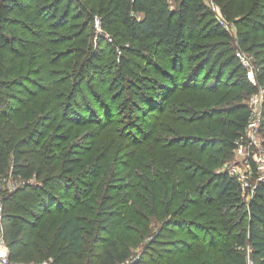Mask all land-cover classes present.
<instances>
[{
	"label": "trees",
	"instance_id": "16d2710c",
	"mask_svg": "<svg viewBox=\"0 0 264 264\" xmlns=\"http://www.w3.org/2000/svg\"><path fill=\"white\" fill-rule=\"evenodd\" d=\"M237 4L238 0H212V3L206 0H178L175 5H171L169 0H0V53L8 60L5 67L0 64V92L15 100L14 103L4 104L0 112V187L8 170L14 179L28 181L18 192L0 188L4 201L3 219L13 222L5 232L11 264H40L44 259H50L54 264H249L248 246L253 264H264V181L261 179L255 183L253 195L247 199L238 174L229 169L218 171L214 168L223 163L236 142L245 137L253 112L244 104L233 107L229 119L220 114L215 116L221 134L217 142L221 147L208 152L206 147L197 145L202 139L194 134H199L201 130L194 123L200 118L198 110L191 105L181 109L172 105L176 108L173 110L170 106H164L167 101H163L162 106L157 105L164 93L158 89L159 94L155 95L153 90L161 88L160 82L134 73L126 66L129 56L124 54L120 56L119 68L113 78L117 79L116 83L125 81L131 84L132 94L148 106L147 109L141 107L137 99L128 107L129 117L138 116L147 120L153 111L158 110L160 115L166 112L160 122L154 121L152 125L155 129L152 135L156 138V130L160 132L164 129L167 119L172 120L176 114L179 120L186 122L183 129L191 135L186 139L187 143L172 148L168 140L160 139L155 146L151 144L155 154L169 150L170 157L174 158L171 161L178 165L183 175L179 181L171 180L163 186L146 189V196L140 202L135 200L137 192L128 191L134 200L125 208L126 211L123 208L114 211L116 203H113V197L106 189V180L100 178L103 173L99 174V180L91 183V189L80 191L82 197L75 195L76 207L91 208L88 204L94 205L96 201L100 206L99 210L96 209V216L99 217L91 222L97 230L91 240L86 236L88 224L82 215L85 211L80 210L61 219L55 218L49 226L46 223L33 225L29 219L39 217V212L51 205L59 206L60 197L50 190L48 184L58 178H67L83 161L88 149H91L86 145L89 141L84 146L80 145V138L86 134L80 133L79 129L75 130L74 124H78V128L81 121L69 119V111L78 106V103L74 105L73 100L82 93L80 83L86 80L87 70L96 56L92 28L95 17L98 15L101 18L102 27L113 36L112 46L130 42L132 45L126 51H131L130 54L138 60L142 56L147 58L145 54L150 51L156 52L164 58L169 69H178L185 61L191 41L200 37L198 34H201V30L211 28V23L215 25L213 29L218 36H228L218 17L233 22L236 19ZM252 13L264 17L262 0L253 3ZM223 44H214L209 53L210 58ZM103 58L108 62L112 59ZM18 59L25 64L16 65ZM13 60L14 66L11 65ZM52 64H62L59 77L55 69H50ZM33 70L42 75V80L48 81V84H43L39 79L38 84L43 86L42 90L29 88L26 83L32 80L30 74ZM134 78L141 82L139 87L132 82ZM76 80L81 81L78 84ZM113 87V82L97 86L96 90L99 88L101 92L93 95V103H98L102 113L88 121L101 127L94 137L96 143L103 131L109 129L107 123L110 117L116 114L114 104L117 100L112 95ZM42 92L44 95H41ZM47 108L49 114L56 116L51 123L50 119L43 121L45 118L41 111ZM68 119L71 122L69 126L66 125ZM50 128H53L51 134ZM180 129L178 122L176 131ZM41 130H44L43 136L48 137L43 152L39 150L42 140L34 141L33 138ZM114 133L115 138L121 134L118 129ZM150 136L144 137L139 143H148ZM89 137L93 138L91 135ZM69 139L68 149L63 152L62 165L56 163V156H45L46 163L51 165L55 162L47 171L43 158L45 150L48 148L50 151L53 143L55 149L61 148L62 143ZM176 142L177 139L173 144ZM120 150L114 152L119 153ZM214 151H220L221 154L215 158ZM195 166L198 169L192 171ZM198 170L206 177L200 179ZM169 177L174 179L175 175ZM32 178L43 179L44 184L29 183ZM187 182L189 195L185 192L184 196L181 187ZM203 189L209 190L205 200L195 198L192 207L178 203L181 196L190 200L193 194H201ZM19 191L26 192L18 196ZM140 205L143 208H139ZM200 205H205L206 209L196 211ZM138 209L148 213L141 218ZM184 212L195 217L179 218ZM202 215L208 216L209 220L207 223L200 221L199 224L198 219ZM240 216H243L242 220L237 221ZM246 216L247 225H244ZM114 218L119 221L114 223ZM130 218L134 229H130V223L127 225L123 222ZM197 224L214 236L205 244L198 243L197 246L189 247L186 244L184 248L186 239L177 228L185 229ZM170 225L173 226L170 228ZM128 232L134 233L138 240L150 236V244L154 247L148 246L147 249L167 254L165 257L160 255V258L153 255L149 261L132 259L131 246L125 235ZM104 233L107 235L103 237ZM166 244L170 248L185 250L174 256L169 254L171 249L164 247Z\"/></svg>",
	"mask_w": 264,
	"mask_h": 264
},
{
	"label": "rangeland",
	"instance_id": "374dc122",
	"mask_svg": "<svg viewBox=\"0 0 264 264\" xmlns=\"http://www.w3.org/2000/svg\"><path fill=\"white\" fill-rule=\"evenodd\" d=\"M206 1L212 3V0ZM255 1L238 0L236 19L231 23L226 22L221 16L218 17L220 24L224 26L228 36H218L213 29L215 25L212 23L210 24L211 28L208 27V30L205 31L206 28L201 30V34H198L200 37L194 38L191 41L192 43L187 50L185 61L179 66V70L169 69L164 58L156 52L150 51L145 54L147 58L142 56L138 60L136 56L130 54L131 51L129 53L126 51L132 45L130 42L112 46L114 44L112 43L113 36L109 33L108 29L102 27L101 18L98 15L95 17L92 28L94 31L93 49L96 56L87 70L89 72L86 80L83 83H80L81 80H76V83H80L82 93L73 100L74 105L78 103V106L73 107L69 111V119L81 121L78 128V124H74L75 130L79 129L80 133L86 134V137L80 138V145L84 146L89 141L86 145H88L87 147H91V149H88V153L83 157V161L67 178H58L55 182L48 184L50 190L57 197H60L59 206L51 205L46 210H41L38 214L39 217L35 219L29 218L33 225L41 226L46 223L49 226L55 218L61 219L66 215L78 213L80 210L85 211L82 215L88 224L86 236L91 240L97 231L91 222L93 219L99 217V215L96 216V209L99 210L100 206H98V201H96L94 205L88 204V207L91 208L76 207L74 205L76 203L75 195L82 197L80 191L83 192L91 189V183L99 180V174L103 173V177L100 178H104V181L106 180V189L113 197V203H116L115 208H113L114 211L122 210V208L123 211H126L125 208L134 200L128 191L134 190L135 193L137 192L138 196L135 197V200L137 199L140 202L146 196V189L149 190V188L163 186L171 180H175L176 182L177 179L179 181V178L183 175L179 171L181 169L177 167L178 165L171 161L174 158L170 157L171 152L169 150L165 149L163 152L155 154V149L151 144L155 146V143L157 144L160 139L168 140L169 143H167L172 148L187 143L186 139L191 137V135H188V132L185 133L187 130L183 129L186 126V122L179 120L177 114L173 118L171 116L172 120L170 118L167 119L164 129L162 128L160 132L156 130L155 134L158 135L156 138L152 135L155 130H153L152 125L154 121L160 122L166 112L160 115L158 110L153 111L147 120L140 119L138 116L135 118L129 117L127 114L128 107L133 102H136L137 99V103L141 107L145 106V109H147L148 106L145 101L139 100L135 94H132L129 86L131 84L128 85L125 81L121 82V84L116 83L117 79L113 78V75L119 68L120 56L123 54L129 56V62L126 66L134 73L145 75L150 79H156L160 82L159 86L161 88L153 90L155 95L159 94L158 89L164 93L163 98L156 103L157 105L162 106V102L167 101L164 103V106H170L173 110L176 108L181 109L185 106L189 107L190 105L198 110V117L200 118L194 123H197L201 130L199 134H194L199 139H202L197 145L206 147V151L209 150L208 152L221 147V144L217 142L220 140L221 134L218 131L219 127L215 123V116L220 114L229 119L231 116L230 110L233 107L244 104L248 105L253 113L255 111L254 115H252V119L256 120L255 126L249 127L245 138L236 142L237 144L230 150V154L223 159V163L214 166L218 171L229 169L240 175L247 199L252 197L255 183L261 180L262 177L264 181V17L253 15L252 5ZM169 2L171 5H175L178 0H169ZM262 4L264 5V0H262ZM213 9L215 10V8ZM218 42L225 44L221 45L214 52V56L210 58L209 53L214 48V44ZM255 43H258V45L254 46ZM225 46L228 47L226 48L227 50ZM103 57H112V59L108 62ZM0 62L1 67H5L8 64V60L3 53H0ZM14 63L15 61L13 60V64L11 65L14 66ZM20 64H25V62L19 59L16 60V65ZM59 68H62V64H52L50 66V69H55L57 77L61 73ZM180 68L182 69L180 70ZM112 72L114 73L112 74ZM44 74L46 75V73ZM30 75L33 77L32 80L26 82L29 88L42 90L43 86L38 84L39 79L43 84H48L47 80H42V75L37 71L33 70ZM46 77L48 79V76ZM112 82L114 83L112 95L117 100L114 104L116 114L112 118L110 117V122L107 123L109 129L103 131L96 143V138L94 137L101 127L95 126L94 122L88 121L91 117L93 118L95 115L99 117L102 113L98 109V103H93V95L101 92L99 88L96 90L97 86H104L105 83ZM132 82L138 87L141 85V82H138L135 78L132 79ZM124 87L126 89L123 91ZM30 95L32 96V93ZM41 95H44V92ZM51 96L54 97L55 95L52 94ZM14 101L8 98V95L4 92H0V112L3 111L4 104L14 103ZM172 105H175L176 108ZM40 107L36 109L39 110L41 109ZM51 107L52 105L49 106V108ZM49 108L42 110L43 112L41 111V113H44L45 119L43 121L50 119L51 123L55 115L48 113ZM85 117L87 119H84ZM69 119L66 122L67 126L71 123ZM178 122L182 128L179 132L176 131ZM42 128L45 129L44 126ZM115 129H118L121 133L117 134L118 138H115ZM52 131L53 128H50L49 133L51 134ZM43 135L44 130H41L38 135L35 134L33 136L34 141L42 140L39 147V150L42 152L48 138ZM90 135L93 138H90ZM149 136L148 143H139L144 137ZM176 139L178 142L173 144ZM69 142L70 139L64 141L62 147L57 149H55V143H53L51 144L53 146L50 147V151H48V148L45 150L43 158L47 171H49V167L55 165V162L51 165L49 162L46 163L45 156H50V154H52L51 156H56V163L58 162L59 165H62L63 152L67 151ZM116 142L118 144H115ZM207 143L212 144L207 145ZM116 145L118 147H115ZM188 145L190 144L188 143ZM119 149H121L119 153L114 152V150ZM213 154L217 158L221 152L214 151ZM178 156L183 159L181 155L178 154ZM130 167L131 169H129ZM86 169H88L87 172H85ZM197 169V166H195L192 168V171H196ZM129 170L131 171L129 172ZM7 173L0 188L9 189V191L14 192L22 187L24 188L28 184V181L14 179L10 170ZM197 174L200 179L206 177L202 176L201 170H198ZM169 175H175V178H170ZM43 181V179L32 178L29 183L42 185L44 184ZM12 183L14 184L13 186H11ZM188 185L189 182L182 185V195L185 192L186 195H189L187 193L189 189ZM29 190L32 189L30 188ZM26 191H19L18 196L24 195ZM202 191L201 194H193L190 200H186L185 197L181 196L178 203L184 204L185 207H190L194 205L193 201L195 198L201 197L205 200L209 196V190L204 191L203 189ZM205 207V205L197 206L196 211H202L206 209ZM139 208H143V205H140ZM138 212L141 218L148 213V211L141 209H138ZM188 216L195 217V215H189L187 212H184L179 218L187 219ZM201 217L198 219L199 224L200 221L207 223L209 220L208 216L202 215ZM242 217H238L237 221H241ZM118 218H114L113 222H118ZM168 219L171 220L172 216L168 217ZM130 221L131 218L123 220L127 225L130 223V229H134ZM245 221L244 225H247V216ZM12 223L9 220L3 219L0 231L7 232ZM172 226L170 225L169 227L171 228ZM177 229L181 231L183 238L186 239L184 241L187 243L184 244V248L186 244L188 245L187 247L189 245L197 246L196 244L198 243L205 244L213 235L212 233L208 234V231L199 227L198 224L185 229L181 227ZM106 235L104 233L103 237ZM125 235L131 246L132 259L149 261L153 255L161 257V251L147 249L148 246L154 247L150 244V241H152L150 236L147 235L143 239L138 240L134 233L128 232ZM164 247L171 249L169 254L174 256L179 255L185 250L184 248H170L169 244H166ZM147 250L148 253H146ZM250 253L251 249L248 246L249 264H253ZM166 254L162 256L165 257ZM44 260L40 264H46L45 262L50 261V259Z\"/></svg>",
	"mask_w": 264,
	"mask_h": 264
},
{
	"label": "built area",
	"instance_id": "2783aa9c",
	"mask_svg": "<svg viewBox=\"0 0 264 264\" xmlns=\"http://www.w3.org/2000/svg\"><path fill=\"white\" fill-rule=\"evenodd\" d=\"M254 113H255V111H254ZM254 113L252 115H254ZM255 122H256V120L251 119L250 123L248 124V129L251 126H255ZM232 173H235V172H232ZM240 179H241V176H240ZM261 179L263 180V177ZM13 185L14 184L12 183L11 186H13ZM3 211H4V201H3V198L0 194V225L2 224V220H3ZM47 262H45V263L46 264H52V262H50V261H47ZM0 264H11L10 249H9L8 241L6 238V234L4 233L3 230L0 231Z\"/></svg>",
	"mask_w": 264,
	"mask_h": 264
}]
</instances>
